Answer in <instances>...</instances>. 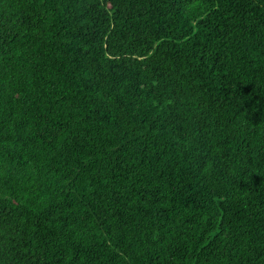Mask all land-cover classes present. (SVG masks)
<instances>
[{
    "label": "trees",
    "instance_id": "obj_1",
    "mask_svg": "<svg viewBox=\"0 0 264 264\" xmlns=\"http://www.w3.org/2000/svg\"><path fill=\"white\" fill-rule=\"evenodd\" d=\"M0 264H264V0H0Z\"/></svg>",
    "mask_w": 264,
    "mask_h": 264
}]
</instances>
